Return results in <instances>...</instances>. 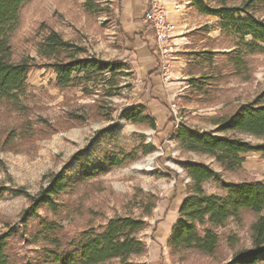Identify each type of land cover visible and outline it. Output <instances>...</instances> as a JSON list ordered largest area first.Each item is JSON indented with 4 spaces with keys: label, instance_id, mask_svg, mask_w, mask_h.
<instances>
[{
    "label": "rangeland",
    "instance_id": "rangeland-1",
    "mask_svg": "<svg viewBox=\"0 0 264 264\" xmlns=\"http://www.w3.org/2000/svg\"><path fill=\"white\" fill-rule=\"evenodd\" d=\"M202 1L216 8L239 6L244 0ZM194 2L179 20L169 19L174 44L170 71L167 76L158 71L160 83L155 85L126 46L118 0L25 2L11 34L12 59H32L35 65L27 72L21 108L0 101V234L17 230L6 240L9 264H55L50 252L70 251L86 233L100 232L109 219L122 217L143 221L133 234L144 243L142 252L130 256L136 263L224 264L235 251L251 246L250 227L258 215L242 210L216 228L220 239L212 256L191 250L173 255L167 248L169 221L177 219V207L191 184L186 162L207 163L223 182L264 184L262 153H242L240 169L224 171L177 139L179 125L214 130L216 119L264 91V53L245 47L251 36L241 39L231 26L221 31V19L200 13ZM255 16L264 20V5L258 4ZM49 30L83 48L81 56L121 62L123 69L115 78L98 77L106 79L88 85V93L82 83L57 86V72L47 66L53 60L37 49ZM206 50L216 54L211 65L198 56ZM200 77V82H190ZM149 94L157 97L148 105L155 127L126 120L124 112L143 106ZM236 136L251 144L262 141L244 133ZM58 174L66 189L52 197L54 207L40 206L36 217L24 223L32 202ZM203 188L222 198L227 194L213 179ZM258 264H264V254Z\"/></svg>",
    "mask_w": 264,
    "mask_h": 264
},
{
    "label": "trees",
    "instance_id": "trees-1",
    "mask_svg": "<svg viewBox=\"0 0 264 264\" xmlns=\"http://www.w3.org/2000/svg\"><path fill=\"white\" fill-rule=\"evenodd\" d=\"M26 1L0 0V101L18 110L28 86L27 72L35 65L32 59L17 62L12 59L11 34L17 27L19 12ZM194 3L200 13L221 19V31L225 26H231L241 39L246 35L251 36V43L245 44L250 53H264V20L255 16L258 4L264 5V0H244L239 6L221 4L216 8H210L202 0H195ZM47 33L37 49L40 56L53 60L47 66L56 70L57 86L68 87L82 83L88 93V85L97 86L106 79L102 78L101 82L98 77L107 74L115 78L123 69L121 62H99L89 56L83 57L80 55L84 52L83 48L64 40L53 30ZM57 52L65 54L54 56ZM215 55V52L206 50L198 56L211 65ZM201 79L192 78L190 82H200ZM156 100L157 97L150 94L143 106L124 112L125 119L133 122L148 121L154 128L155 120L148 112V102ZM214 125V130L202 132L179 125L176 130L177 139L187 150L213 159L224 171L240 169L244 162L240 156L242 153L256 151L264 156V91L252 102L241 104L233 114L216 119ZM239 133L262 141L251 144L237 137ZM184 170L191 184L186 186L187 193L181 200L178 217L167 238L170 254L191 250L212 256L219 246L220 237L216 228L223 227L229 218H238L242 210H247L258 215L250 227L251 246L235 251L224 264H258L259 257L264 254V184L258 180L223 182L220 174L202 161L186 162ZM210 179L222 184L223 190L227 192L226 197L209 194L204 190L203 183ZM47 183L29 207L30 215L24 223L36 217L40 206L53 208L52 197L66 189L62 174L53 175ZM142 228L141 219L111 218L102 231L86 233L74 249L61 253L50 252V258L55 264H105L113 259L117 261L111 264H145L130 260L132 254L138 255L144 249V243L133 236ZM16 233L17 230L13 228L0 234V264H9L6 240Z\"/></svg>",
    "mask_w": 264,
    "mask_h": 264
},
{
    "label": "crops",
    "instance_id": "crops-1",
    "mask_svg": "<svg viewBox=\"0 0 264 264\" xmlns=\"http://www.w3.org/2000/svg\"><path fill=\"white\" fill-rule=\"evenodd\" d=\"M118 1L120 25L126 37L127 48L133 51L142 74L149 75L150 81H154L152 82L154 85L160 83V75H158L159 62L156 58L157 54L153 43L152 30L144 22L142 15L147 6V0ZM163 3L167 7L168 19L171 18L174 22L175 19H180L182 11L192 3V0H163ZM153 102L149 101L148 105ZM175 220L176 218L169 221V228L173 226ZM159 230L161 231L162 228Z\"/></svg>",
    "mask_w": 264,
    "mask_h": 264
},
{
    "label": "built area",
    "instance_id": "built-area-1",
    "mask_svg": "<svg viewBox=\"0 0 264 264\" xmlns=\"http://www.w3.org/2000/svg\"><path fill=\"white\" fill-rule=\"evenodd\" d=\"M142 15L144 22L152 30L159 72L167 76L170 71V56L174 51L173 29L168 19L167 7L163 0H147V6Z\"/></svg>",
    "mask_w": 264,
    "mask_h": 264
}]
</instances>
